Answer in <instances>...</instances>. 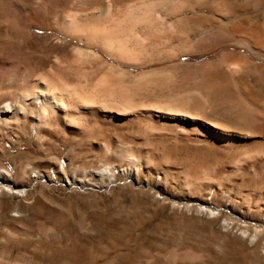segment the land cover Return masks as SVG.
I'll return each mask as SVG.
<instances>
[{
    "label": "rangeland",
    "instance_id": "1",
    "mask_svg": "<svg viewBox=\"0 0 264 264\" xmlns=\"http://www.w3.org/2000/svg\"><path fill=\"white\" fill-rule=\"evenodd\" d=\"M205 1L14 0L13 13L26 34L0 46V81L7 79L0 93L21 90L5 75L11 71L19 76L32 71L31 84L39 91V77L67 80L84 93L96 82L115 81L108 86L132 94L135 112L118 95L108 100L115 104L109 110L99 98L96 106L117 117L140 119L122 125L70 116L67 125L52 122L41 135L16 121L1 122L0 171L14 185L0 190V257L35 255L65 264H264V251L238 227L241 219L252 226L264 222V170L256 167L255 178H248L234 167L232 152L208 143L203 127L201 134L183 120L188 113L171 110L206 97L204 65L225 53L243 52L264 65L254 51L232 41L207 50L211 34L229 38L231 26L264 24V15L227 21L225 14L199 9ZM143 3L153 9L150 22L135 21ZM157 3H166L167 9ZM71 17L84 27H119L126 50L134 54L122 57L100 41H86L69 30ZM214 18L220 20L213 23ZM228 103L243 104L229 88L217 96L220 108ZM190 109L192 117H205ZM40 112L36 108L33 115ZM150 115L162 116L161 121L147 119ZM247 117L250 126L244 128L224 116L216 120L264 145V137L251 130L263 123L252 113ZM201 205L219 213L211 216Z\"/></svg>",
    "mask_w": 264,
    "mask_h": 264
},
{
    "label": "bare ground",
    "instance_id": "2",
    "mask_svg": "<svg viewBox=\"0 0 264 264\" xmlns=\"http://www.w3.org/2000/svg\"><path fill=\"white\" fill-rule=\"evenodd\" d=\"M16 3L18 4V2ZM16 3L14 2V0H0V46L2 45V42L5 39L13 40L15 38L17 40L19 39L18 37L23 39L24 34H26L25 31L23 32L22 30L23 27L21 21L19 22V19L18 21L16 19L19 17H16L17 14L13 13V11L16 10L15 8H13V6H18ZM143 4H146L144 6L145 8L141 12V15L135 21L150 22L152 20L150 16L152 14L153 9L149 7V4ZM157 4L162 7L161 9L166 8L167 5L166 3ZM250 4H253V7H251ZM195 9L193 10L195 11ZM199 9H202V11L205 10L207 12H211L215 15L225 14L227 15V17L225 18V20L227 21L233 19L236 15L246 16L248 18H256L257 16L259 17L260 15H264V0H207ZM154 14L158 16V13L156 11ZM250 14H253V16L250 17ZM130 20L132 21V19ZM217 20H215L214 18V20L212 21L213 23H216ZM160 22H162L161 19ZM81 23L78 22V19L76 17H71L66 21V25L69 26V30H71L73 33H76V35L78 36L82 34L80 36H85L86 38H84L87 39L86 41H100L98 43L103 44L102 46L105 47L109 52L115 53L122 57H128V55L130 56L134 54L133 52L126 50L125 47L127 42L123 41L120 38L119 27L112 26L109 28L99 29L100 26L96 27V25H94V27L92 25L94 23H91L89 25L90 27L88 25V27H84L85 25L83 26ZM243 23L245 24V22ZM243 23H241L240 25L231 26L232 33L230 34L229 38H214L213 34H211L209 39L210 42L206 40L203 41L204 44L205 42H209L210 44L207 50L217 51V49L215 48L217 45L220 46V44L223 45L224 42L232 41L233 43H236L238 45L247 46L249 49L255 52L259 59L264 60V24L259 22V24L256 23L254 25L249 23H246V25H244ZM162 26L165 29L171 31L174 27L172 25ZM9 44L11 45L12 42H9L8 45ZM226 45L227 44H225V46ZM223 47L224 46H222V48ZM131 57L134 58V56ZM204 66L208 68V73L205 76L206 79L204 78L205 82L202 84L203 89L205 90V92H207L206 97H204V99H201V97L199 100L194 101V98H191L186 101L183 100L184 102L182 106H180V102L176 106L172 107L171 110L175 109L178 112L188 113L187 115L183 114L181 116L183 120L192 122V125H196L195 129L201 134L203 133L200 131L199 128L203 127L205 138L208 143H211L214 146L218 145L226 152H232L235 157L232 158H234L235 161L233 159L231 160H233L234 162L229 160V158L231 157L230 154L227 153L230 157L228 155L226 156L229 157L228 160L230 162L234 163V167L237 170L244 172L242 174H245V176H247L248 178H255L256 167H261L264 170V155L262 154V151H264V145L262 143H257L251 134H240L239 132L233 130V128L216 119L219 117L223 118L224 116L225 120H227V122H229L230 124H233L238 128H244L246 126H250V120L248 119L247 114L252 113V115H255L263 123L260 125L258 124L253 126L251 128L252 134L255 133L264 137V93L257 87L258 85L256 84L255 86L251 80L253 78L255 82H259V84H261V87H259L264 90V65L261 62L254 61L251 57H249L247 54H244L243 52H228L222 55L221 57H218L217 60L206 63ZM20 72H22V76L20 75L21 77L19 75H16L17 72L14 73L13 71L7 72V74H5L8 75V80H12L11 82L15 83L13 85L11 84V86H13V88L15 87L16 89H21V92L13 91L9 94L3 91L4 94L0 93V123L4 122L5 124H10L11 121H16L20 125L19 127L21 129L23 128L25 129V131H27V127L30 126L31 131H36L38 134L41 135L49 132V129L47 128L52 122L57 121L62 125H67L69 122L68 118L70 116L73 117V119L85 118L94 119L96 121L117 120L119 124L122 123V125L134 121L136 122L140 119L139 116L136 118L127 119L128 116L126 118H121L117 117L114 114H107L109 111L107 113L105 112L115 105H109L107 103L109 102L108 100L115 99L117 95L120 96L122 100L120 102L124 104V107L126 106L130 108L132 109V111H134V109L136 110L137 104L134 102L132 94L129 95L127 93H119V91H117L119 88L116 90L113 89L112 86H108L112 82L115 83V81L109 80L111 83H107L105 81L99 83L96 82V84L92 86L90 91L86 90L87 92L84 93L82 87L75 84L74 86L73 84H70L67 80L60 79L56 82H48L45 77H37L38 79L36 80L38 81V84H40V86L42 87V90L39 91L36 89L34 84H31V79L34 75L33 72L30 70H24ZM0 76L2 77V75ZM226 76L230 77V80L228 79L229 81L225 78ZM4 79L5 78H3V80ZM104 80H106V78ZM5 81H7V79ZM5 81H2L1 78L0 90L5 87ZM22 81L26 83H23V86L22 84H20V82ZM117 85L116 88L118 87ZM6 88L9 89L8 86ZM123 88L124 87L121 88L122 91ZM227 88L233 91L235 97L240 100L245 105V107L243 104L239 103H228V107L224 106L223 108H220V106H218L217 96L221 90ZM200 92L199 94H201ZM11 96L14 98H11ZM98 98L101 100V102L105 103V111L96 106V101L98 100ZM233 102L234 101L230 103ZM242 105L244 108L242 107ZM189 107L194 109V111L197 110V113H204L205 117H202L203 115H201V117L196 116L197 118L192 117V115L190 114L191 112H189ZM36 108L41 109V112L39 115L36 114L34 116L33 114L36 113ZM241 108L245 110L246 113L240 112ZM229 111H231L235 116H233V114L230 112L232 114L231 116ZM153 115H150V117H147V119L154 121L155 116ZM206 115H208L209 117H207ZM161 117L162 116L158 115V118H156L155 120L161 121ZM210 117L214 118L215 120L209 119ZM105 149L108 148L105 147ZM251 152L254 153L251 154ZM226 159H224V161ZM236 169L234 171H237ZM100 172L101 171H98L97 173L100 174ZM36 173L38 172H35V174ZM226 183L228 184V182ZM0 184V190H2V192L12 190L8 186H13L14 183L10 176L6 173V171H0ZM200 209L206 211L211 216H216L219 213L215 209H209L206 206H202L200 207ZM231 221L236 222L234 221V219H231ZM239 226L241 227L242 235L244 234L247 239L249 238L250 240L256 242V246L264 251V222H262L261 224L258 223V225L256 224V226L253 224L252 226L249 222L241 219L239 220L238 227ZM59 262H63L60 264H65V261H55L51 259H46L45 257H38L35 255H30L26 257H0V264H52Z\"/></svg>",
    "mask_w": 264,
    "mask_h": 264
}]
</instances>
